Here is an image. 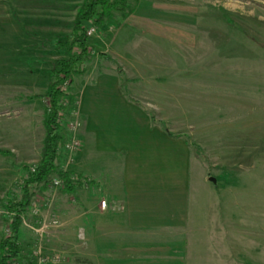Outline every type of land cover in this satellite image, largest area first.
Here are the masks:
<instances>
[{"label":"rangeland","instance_id":"rangeland-1","mask_svg":"<svg viewBox=\"0 0 264 264\" xmlns=\"http://www.w3.org/2000/svg\"><path fill=\"white\" fill-rule=\"evenodd\" d=\"M82 1L0 0V150L8 153L0 154V239L7 218L2 202L15 193L13 185L26 175L23 168L40 159L45 100L35 98L45 93L52 61L66 57L56 43L70 35ZM138 1L115 13L101 29L89 26L96 33L88 40L109 52L105 39L135 11L114 48L137 59L135 64L121 61L128 79L175 85L174 120L161 124L183 137L206 178L218 182L223 222L237 232L232 241L237 245H226L237 251L216 263L264 264V0ZM183 31L178 42L170 39L169 34L177 38ZM161 32L168 34L165 40ZM97 58L92 53L85 66ZM95 63L98 72L115 74L111 62ZM76 79L69 89L76 105L65 113L62 134L65 145L73 136L69 124L78 115L80 147L72 153L61 147L56 165L88 179L77 166L83 144ZM126 92L135 98V90ZM196 168L193 184L201 189L202 171ZM211 187L205 183L201 190ZM91 191L71 195L59 186L44 191L37 187L19 232L24 253L33 255L37 264H96L86 225L92 202L97 198L102 210L104 199ZM94 248V255L110 252L108 245Z\"/></svg>","mask_w":264,"mask_h":264},{"label":"crops","instance_id":"crops-1","mask_svg":"<svg viewBox=\"0 0 264 264\" xmlns=\"http://www.w3.org/2000/svg\"><path fill=\"white\" fill-rule=\"evenodd\" d=\"M134 13L112 38L105 39L103 45L109 52L94 45L110 60H92L93 65L89 63L75 81L80 85L77 97L83 144L77 166L94 183L86 189L105 202L102 210L97 198L91 204L87 245L93 251L95 245H108L110 250L96 255L92 251L91 260L96 264H217L237 251L226 247L237 245L232 243L237 232L223 222L218 182L206 178L205 168L199 166L183 137L161 124L174 120L175 85L128 79L121 61L135 64L137 59L114 48ZM183 34L169 36L178 42ZM158 35L164 40L168 36L165 32ZM103 61L116 66L114 75L93 69L95 62ZM127 89L136 91L135 98ZM197 166L202 171V185L209 183L215 189L202 191L204 186H194ZM230 215L225 217L230 219Z\"/></svg>","mask_w":264,"mask_h":264},{"label":"trees","instance_id":"trees-1","mask_svg":"<svg viewBox=\"0 0 264 264\" xmlns=\"http://www.w3.org/2000/svg\"><path fill=\"white\" fill-rule=\"evenodd\" d=\"M132 1L139 2L83 0L74 17L70 35L56 43L58 50L65 52L66 57L52 61L45 93L35 98L45 100L42 120L44 138L40 159L32 167L23 168L26 175L13 185L15 193L10 199L2 202V209L7 218L6 232L0 239V264H37L33 255L24 253L19 241L23 217L32 203L37 187H40L41 191L54 187L53 177L58 180V186L65 194L72 195L94 185L88 179L75 177L72 172L58 170L56 165L58 152L64 142L62 129L65 113L69 107L76 105L77 98L69 93V89L74 78L85 73V64L92 53H96L99 58L110 60L100 49L90 44L86 35L89 26L101 29L115 13L125 12ZM120 77L122 79L121 73ZM0 154L8 156V153L1 150Z\"/></svg>","mask_w":264,"mask_h":264},{"label":"built area","instance_id":"built-area-1","mask_svg":"<svg viewBox=\"0 0 264 264\" xmlns=\"http://www.w3.org/2000/svg\"><path fill=\"white\" fill-rule=\"evenodd\" d=\"M95 33L96 32L94 28H88L86 35L87 37H89V36L95 35ZM64 120H65V117H64ZM64 120H63V123H64ZM78 126H79V116L77 115L75 119L69 124V128L73 132V136H71V139L68 141V143L64 145V142H63L61 146L64 149H66L69 153H72L73 151L77 150L80 147V142L76 135ZM53 184L57 187L59 185L58 180L53 181ZM101 208L102 209L105 208V202L101 203Z\"/></svg>","mask_w":264,"mask_h":264}]
</instances>
